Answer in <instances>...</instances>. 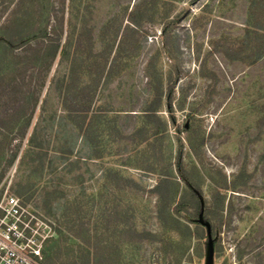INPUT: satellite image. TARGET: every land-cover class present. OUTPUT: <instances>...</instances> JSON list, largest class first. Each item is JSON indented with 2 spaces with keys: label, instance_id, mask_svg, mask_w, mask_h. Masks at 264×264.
Here are the masks:
<instances>
[{
  "label": "rangeland",
  "instance_id": "obj_1",
  "mask_svg": "<svg viewBox=\"0 0 264 264\" xmlns=\"http://www.w3.org/2000/svg\"><path fill=\"white\" fill-rule=\"evenodd\" d=\"M13 30L42 34L0 63L17 256L206 264L195 201L181 224L158 218L163 179L171 207L200 193L212 264H264V0H0V33Z\"/></svg>",
  "mask_w": 264,
  "mask_h": 264
},
{
  "label": "trees",
  "instance_id": "obj_2",
  "mask_svg": "<svg viewBox=\"0 0 264 264\" xmlns=\"http://www.w3.org/2000/svg\"><path fill=\"white\" fill-rule=\"evenodd\" d=\"M18 27H19V25H18ZM11 32H13V33H11ZM19 34L20 33L18 30L10 31V35H7V32L6 33L3 32V34L0 33V63H2V52L6 48H9L10 46H14L15 40L18 39L20 42H28L30 39H36V38L42 37L41 33L33 34L31 37H26V38H20L18 36ZM57 51H58V45L53 46V47L50 46V48H48L46 54L50 55L52 58H55ZM150 111L151 110H147V113H149ZM163 183H165V181L163 179H161L154 189V191L158 194V200H159L158 218L164 222H166L167 220H172L178 224H181L180 220L175 218L174 215L176 217L181 218V215H180L181 214V208H180L181 203H183V201L185 202L187 198H190L191 200L195 201V205L192 206V212H193V216L196 219L192 223L196 225L195 226L196 229H197V227L199 228L200 226H202L198 222V215H199L201 209H203L202 201L200 199V193L195 192L193 189L189 188L190 191L185 192L182 195L180 201L177 204H175L173 207H171L172 206L171 205L172 198H170V193L169 192H165V193L161 192V186L163 185ZM168 201L170 202L169 203L170 208H168L166 206ZM208 213H209V209H206V216L203 214V217L204 218L207 217ZM210 227H211V225H210ZM186 228L188 229V227H186ZM211 233H212V227H211Z\"/></svg>",
  "mask_w": 264,
  "mask_h": 264
},
{
  "label": "built area",
  "instance_id": "obj_3",
  "mask_svg": "<svg viewBox=\"0 0 264 264\" xmlns=\"http://www.w3.org/2000/svg\"><path fill=\"white\" fill-rule=\"evenodd\" d=\"M21 215L22 207L16 197L7 196L0 202V264H30L12 249L18 236H23L20 231L24 226ZM33 254L40 257L38 250H33Z\"/></svg>",
  "mask_w": 264,
  "mask_h": 264
},
{
  "label": "water",
  "instance_id": "obj_4",
  "mask_svg": "<svg viewBox=\"0 0 264 264\" xmlns=\"http://www.w3.org/2000/svg\"><path fill=\"white\" fill-rule=\"evenodd\" d=\"M198 222L202 226H204L205 229H206L207 247H208L206 264H212V261H213V239H212V233H211L210 224L203 220V209H201V211H200V213L198 215Z\"/></svg>",
  "mask_w": 264,
  "mask_h": 264
}]
</instances>
